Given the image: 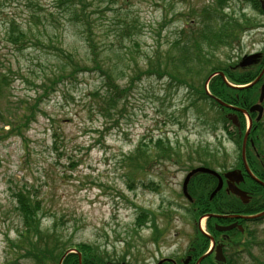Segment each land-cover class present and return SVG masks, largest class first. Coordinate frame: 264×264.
I'll use <instances>...</instances> for the list:
<instances>
[{
	"label": "rangeland",
	"instance_id": "rangeland-1",
	"mask_svg": "<svg viewBox=\"0 0 264 264\" xmlns=\"http://www.w3.org/2000/svg\"><path fill=\"white\" fill-rule=\"evenodd\" d=\"M85 1L91 39L98 48L95 62L80 28L55 11L54 0H0V67L18 72L9 74L14 80L10 93L0 99V109L12 111L20 99L37 101L23 137L0 139V264L7 258L6 236L12 238L16 227V220L3 213L10 209L11 190L24 183L42 201L47 216L43 226L51 224V217L60 218L62 234L73 243L97 244L113 260L130 253L124 262L155 264L162 258H182L197 234L181 184L190 167L200 163L184 164L187 157L207 147L218 150L216 160H208L213 169L237 164L239 149L227 133L232 128L226 130L219 122L220 109L209 101L191 105L196 96L167 75L145 72L128 79L135 64L146 69V58L157 49L167 50L181 31L188 39L203 7L214 0ZM223 9L253 24L243 31L239 45L217 50L215 56L232 63L262 50L264 16L251 1L232 0ZM125 16L139 24L128 39L121 36ZM9 22L28 31L23 51L10 43ZM53 46L71 53L88 70L51 88L49 80L62 63L50 50ZM104 71L125 89L114 106L107 104ZM43 84L49 85L46 93ZM157 139L174 149L171 160L133 172L128 157L140 141ZM261 145L264 151V141ZM250 229L256 243L239 253L237 264L264 263V219Z\"/></svg>",
	"mask_w": 264,
	"mask_h": 264
},
{
	"label": "trees",
	"instance_id": "trees-1",
	"mask_svg": "<svg viewBox=\"0 0 264 264\" xmlns=\"http://www.w3.org/2000/svg\"><path fill=\"white\" fill-rule=\"evenodd\" d=\"M100 3L112 4L116 0H97ZM232 0H214L213 5H205L198 17H201L195 27L191 29L188 39L182 34V31L177 38L169 44L167 50H155L153 57L146 58V69L138 68L135 64V69L130 71L128 79L131 82L133 76H141L143 73H155L160 76L167 75L176 83L186 86L189 89V95L196 96L191 105H195L198 101H209L212 106H216L220 112L219 122L222 123L224 129L228 130L230 122L226 114L230 110L220 107L211 100L205 93L204 82L206 78L215 73L223 72L227 79L234 84H244L249 82L254 75L253 71L232 70V63L220 60L215 53L222 48L234 49L239 45L243 31L252 28V22L246 17L236 18L231 17L224 11V6H227ZM253 7L256 5V0H250ZM55 11L63 12L67 15L68 20L80 28V34L88 46V51L92 55L93 62L96 51L98 50L94 39H91V29L87 21L88 16L85 13L87 7L85 0H54ZM33 16V15H32ZM49 16H54V13H49ZM123 30V38H130L139 28V24L134 19L129 20L127 16L123 18L121 24ZM9 40L15 51H23L27 41L28 31L24 30L16 24L9 22L8 28ZM96 46V47H95ZM128 49L121 46L120 49ZM54 52L55 57L58 56L62 63L55 68L52 79L49 80L51 88L68 76H74L80 71H87L86 67L80 68L75 57L61 47H50ZM176 53V54H173ZM129 54V51H128ZM132 62L134 60L128 56ZM135 63V62H134ZM95 65V64H94ZM99 69L97 66L95 67ZM67 69H69L67 71ZM100 71H103L99 69ZM153 70V72L149 71ZM9 74L18 72L12 71L11 67H0V99L5 98L10 93L11 82ZM105 76L107 84V104L114 106L119 96L125 89H119L114 83L112 77L107 72H102ZM196 75V76H193ZM196 79H199L196 81ZM44 93L49 85H42ZM209 90L211 94L233 105H246L251 103L256 97L253 90L243 89L235 90L226 86L219 76L213 77L209 82ZM37 102V101H36ZM36 102L29 104L27 100L20 99L15 101V107L12 111L0 109V139H8L9 137L22 136L28 129V123L35 116ZM25 105V106H24ZM24 106V107H23ZM23 107V108H22ZM20 108V111H17ZM244 120L241 117L240 128L233 132L227 131L235 143H239V133L243 130ZM257 133L254 134L256 138ZM174 149L166 145L163 139H157L154 143L140 141L134 153L128 158L131 163L133 172L147 170L149 165H154L159 162L171 160ZM176 153V152H174ZM218 150L215 153L207 148H200L189 155L188 164L191 161H198L204 166H208V160L215 161ZM196 156V157H195ZM250 163L254 171H258L254 167L255 161ZM254 164V165H253ZM260 173V172H259ZM138 174V173H137ZM264 179V173L261 176ZM213 178L209 175H199L192 179L189 185L193 203L190 204L189 214L192 218H197L205 209L220 211L226 213H236L244 211L246 213L261 212L264 210V189L247 180L242 186L248 189L253 197L248 204L242 205L236 197L226 196L220 193L217 198L213 199L211 205H207V193L212 185ZM150 185H154L151 181ZM10 209L6 210L3 215H9L16 220L14 227V236L10 238L6 236L5 248L7 258L3 264H59L62 256L67 250L74 252L68 253L62 260L61 264H119L117 262L124 261L125 257L130 253L122 254L119 259H112V254L100 250V246L93 243L80 242L73 243L62 234L63 229L61 219L51 217V224L43 226L42 220L47 217L44 215V206L42 201L38 199L33 186L27 187L24 183L21 187L11 190ZM219 201V202H218ZM7 217V218H8ZM145 224V223H144ZM15 226V225H14ZM152 227L155 229L154 221ZM151 227V228H152ZM251 242L256 241L255 236H249ZM194 253L196 248L204 246V238L197 235L195 238ZM250 242L240 243L239 239H233L231 246L233 251L231 254H238V251H248ZM133 255V254H132ZM115 256V255H114ZM116 262V263H114ZM207 263V262H206ZM126 264H129L128 261ZM166 264V263H164ZM225 264H234L233 260H228ZM264 264V263H261Z\"/></svg>",
	"mask_w": 264,
	"mask_h": 264
},
{
	"label": "flooded vegetation",
	"instance_id": "flooded-vegetation-1",
	"mask_svg": "<svg viewBox=\"0 0 264 264\" xmlns=\"http://www.w3.org/2000/svg\"><path fill=\"white\" fill-rule=\"evenodd\" d=\"M261 58V57H260ZM259 58V59H260ZM258 59V61H261L259 64H258V62H257V66L255 67V72H257L258 71V69H259V67H260V65H261V63H262V61L264 60L263 58H262V60L260 59L259 60ZM250 70H252L253 71V67H251V68H248L247 69V71H250ZM264 82V80L263 81H261L260 83H259V87H257L256 88V86H255V91H259V88H260V84L261 83H263ZM258 85V84H257ZM254 87V86H253ZM263 106H264V104H263ZM263 115H264V112H263ZM255 116L256 115H250V119L252 120V119H255ZM254 128V127H253ZM255 131H258V128H255ZM248 144H250V146H251V137L248 139V142H247ZM251 149L254 151V149L252 148V146H251ZM259 154H257V153H255V156H256V158L258 159V157H260V156H258ZM261 164V167L263 168V165H262V162L260 163ZM264 169V168H263ZM225 187H226V184L224 183V185H223V190L225 191ZM247 192L248 193H250L251 194V192L249 191V190H247ZM226 193V192H225ZM227 194V193H226ZM229 195V194H228ZM211 201H206V204L207 205H211ZM240 212V211H239ZM217 214H226V213H217ZM234 215H241V216H244V215H248V214H234ZM202 217V215L201 216H199V218H198V220H200V218ZM214 219V218H213ZM198 220H197V222H198ZM202 220V219H201ZM249 219H246V218H243V219H231V218H221V219H214V221H210V219L209 220H205V228H206V230L209 232V236H211V238L213 239V241H214V246L211 248V246H210V248L209 249H207L204 253H206L207 251L209 252V254H208V256L206 257V258H204L203 260H199L198 261V258H196L195 257V259H194V257L193 256H188L187 255V257L189 258L184 264H208V262L206 263L204 260L205 259H208V261L209 262H211V263H215V264H217V262L214 260V254H215V250L217 249V247H219V248H221L222 249V252H223V254H224V256H225V258L227 259V257L229 258V256H228V253H227V251H226V249L228 248V245H229V241H231L232 240V236L233 235H236L235 233H234V231H236V230H238V231H240V228L238 227V225L239 226H241V228H242V232H241V234L240 235H244V230H245V227H247L248 226V223H250L249 221H248ZM233 223H237V225L233 228L234 230L233 231H231V232H220V231H218L217 230V228H216V225H219V226H229V225H232ZM213 226V228H214V230H212L211 229V227ZM217 232V233H216ZM236 236H238V234L236 235ZM200 250H202V248H200L199 250H198V252L200 251ZM168 263H170V262H168ZM175 264H178L177 262H175Z\"/></svg>",
	"mask_w": 264,
	"mask_h": 264
},
{
	"label": "water",
	"instance_id": "water-1",
	"mask_svg": "<svg viewBox=\"0 0 264 264\" xmlns=\"http://www.w3.org/2000/svg\"><path fill=\"white\" fill-rule=\"evenodd\" d=\"M262 11L264 13V4H262ZM257 57H258V54H254V55H250V56L244 57L242 59V61L240 62V66L243 67V66H246V65H250V64L255 63ZM219 75L223 77V74L222 73H219ZM263 95H264V85L262 86L261 94H260V97H259V101L260 102L263 100ZM218 102L222 106H226V107L231 108L229 105H227V104H225V103H223V102H221L219 100H218ZM233 109H235L236 111L242 112V113L245 112V110H243V109H237V108H233ZM250 111L251 112L258 111L259 112V116H258L257 119H259L260 116H261L262 108L259 105H254V106H252L250 108ZM233 121L235 122V119H233ZM197 172H204V173L212 174V175L218 177L219 183H218V186H217L216 190L220 189V187L222 185L221 180H220V177L213 170H210V169H207V168H197V169L192 170L186 176V178L184 179L183 186H182V190H183V193L185 195H187L186 194V184H187L190 176H192L193 174H195ZM224 176L228 179V189L233 194L239 196L242 199L243 202H246L247 197H246L245 193L243 191L239 190L235 186V184H233V183H238V182H240L242 180L241 173L239 171H231V172H227ZM216 259L217 260H223V257H222V255H221V253L219 251H217Z\"/></svg>",
	"mask_w": 264,
	"mask_h": 264
}]
</instances>
